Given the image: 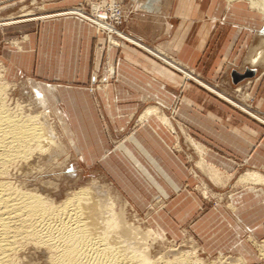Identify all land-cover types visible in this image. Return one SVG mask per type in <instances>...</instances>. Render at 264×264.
Masks as SVG:
<instances>
[{
    "label": "rangeland",
    "instance_id": "obj_1",
    "mask_svg": "<svg viewBox=\"0 0 264 264\" xmlns=\"http://www.w3.org/2000/svg\"><path fill=\"white\" fill-rule=\"evenodd\" d=\"M109 1L5 0L0 4V28L6 32L5 43L13 49L17 50L21 46L19 41H12V38L19 37L15 30L23 29V24H26L20 21L69 18L92 28L93 58L96 53L99 54L98 67L91 71L87 84L54 85L59 100L55 102V106L50 102L51 109L47 110L34 107L33 91L36 87L29 85L25 78L16 74L10 77L3 76L2 79L11 84L8 92L9 106L12 108L19 104L36 113L47 111L48 123L56 138L53 146L56 155L51 156L54 154L52 148L51 153H47L49 158L41 160L46 161L44 164L47 167L44 170L35 175L30 174V177L20 174L17 170L12 173L9 180L29 187L49 182V188L58 187V191L54 193L58 200L62 199L65 192L95 182L107 192L114 209H123L127 222L145 232L150 230L154 234L151 233L147 245L151 257L160 259L161 264H174V259L184 255L196 259L195 261L191 259L190 264H264V186L239 184L241 176L254 172H250L247 166L236 160L234 163L237 167L234 172L229 173L220 169L223 181L218 184L212 182L197 166L200 159L206 164L204 148L207 151L211 150L212 146L203 136L194 137L185 132L183 124L177 119L185 88L192 85L197 88L200 96L197 100L198 105L220 115L223 124H227L229 120L223 112H228L236 118L239 115L243 116L264 128V114L255 110L248 91L247 81L252 76L234 82L231 75L230 85L211 82L210 79L197 76L195 72L159 52L145 51L142 49L145 46L139 40L123 32L122 28L126 21L123 9L125 0H115L118 6L116 5L113 10L106 4ZM95 5L97 6L94 7ZM95 8L97 11L100 10V15L96 14ZM75 10H78L83 18L66 16ZM98 20L105 24L104 28H96L93 22ZM26 40V36L21 37V42ZM123 46H130L144 53L157 65L173 74L177 81L170 84L174 86L176 98L168 102L155 100L118 102V107L126 110L122 112H130L131 115L130 113L126 116L118 115L114 118L115 121H111L108 117L100 115L101 112H109L110 108L107 106L112 104L105 97L113 81V76L110 75L113 67L108 62V52L112 49L120 52ZM0 67L2 69L5 67L1 61ZM246 72L247 70L242 74L233 73L243 75ZM67 87L71 92L67 91ZM40 91L45 98L42 89ZM86 94L89 101L85 99ZM88 104L91 112H95L104 125L102 133L105 138L104 150L98 141L99 134L93 130L81 132V125L76 122L77 116L88 112ZM149 108H153V112L149 113L147 121H143L144 118L141 116ZM199 114L204 115V112ZM148 121L167 129L175 140L169 150L178 158V162L176 165L167 166L172 170L167 174L171 183L155 171L137 148L133 147L131 150L148 176L125 154L121 155L118 151V148L131 137H137L141 126H147ZM113 126H118L117 131ZM58 146L63 149H59ZM214 151L217 155L226 156L223 151L218 149ZM173 168L177 172H173ZM259 174L264 177V172ZM149 177L156 181L162 191ZM247 186H255L261 190V197L256 200L251 195L237 197L236 194ZM257 211L261 218L254 222L253 215L255 212L257 214Z\"/></svg>",
    "mask_w": 264,
    "mask_h": 264
},
{
    "label": "crops",
    "instance_id": "obj_2",
    "mask_svg": "<svg viewBox=\"0 0 264 264\" xmlns=\"http://www.w3.org/2000/svg\"><path fill=\"white\" fill-rule=\"evenodd\" d=\"M2 2L5 0H0V4ZM123 9L126 21L122 29L127 36L171 58L197 76L230 85L233 72H251L252 78L247 81L249 95L255 110L264 114V63L252 64V59L264 50V14L249 0H125ZM20 22L26 24L23 29L15 30L19 37L12 38L21 44L17 50L5 43L7 35L0 28V61L5 66L4 76L16 74L36 89H45L43 92L51 109L49 103L55 106L59 100L54 85H85L91 71L97 69L99 54L93 58L94 32L74 19ZM23 36L27 40L21 42ZM108 62L113 67L110 72L113 81L105 97L112 104L107 106L109 112H101V116L115 121L118 115H128L130 112H122L126 110L118 107V102H168L176 98L174 86L170 84L177 81L176 77L144 53L123 46L120 52L109 50ZM199 97L197 88L188 85L177 119L185 132L194 137L203 136L212 146L207 151L203 147L207 166L231 173L237 167L236 160L250 172H264V128L228 112H223L229 118L228 123L223 124L220 115L198 105ZM85 99L89 101L87 94ZM87 111L77 116L76 122L81 125V132L93 130L99 134L98 141L104 150V125L95 112H91L89 104ZM151 111L153 108L141 116L143 121H147ZM202 112L204 115L199 114ZM148 122L147 126H141L137 137H131L118 151L148 176L131 150L137 148L155 171L171 183L167 174L172 170L167 166L178 162L169 150L175 140L167 129ZM113 127L117 131L118 126ZM215 149L225 152L226 156L217 155ZM173 172L177 170L173 168ZM153 182L161 190L156 181ZM255 186H247L236 196L251 195L259 199L261 190ZM260 218L259 211L255 212L253 221Z\"/></svg>",
    "mask_w": 264,
    "mask_h": 264
},
{
    "label": "bare ground",
    "instance_id": "obj_3",
    "mask_svg": "<svg viewBox=\"0 0 264 264\" xmlns=\"http://www.w3.org/2000/svg\"><path fill=\"white\" fill-rule=\"evenodd\" d=\"M249 1L264 14V0ZM106 4L111 10L118 6L115 0ZM94 10L100 15V10ZM66 16L83 18L78 10ZM93 24L96 28L105 27L101 20ZM257 63H264V50L252 59V64ZM3 76L1 68L0 264H161L160 259L149 253L147 241L152 232L127 222L123 209H114L107 192L95 182L65 192L58 200L54 196L58 187L49 188V182L29 187L9 180L17 170L29 177L44 170L46 161L41 160L49 158L47 153L54 149L56 138L48 123L47 111L36 113L19 104L9 106L11 84L5 82ZM33 92L34 107L47 110L40 89ZM52 152L51 156L56 155L55 149ZM197 166L215 184L222 180L220 172L205 165L203 160L200 159ZM238 183L264 186V177L257 172L245 173ZM191 259L196 260L184 255L173 261L174 264H190Z\"/></svg>",
    "mask_w": 264,
    "mask_h": 264
},
{
    "label": "water",
    "instance_id": "obj_4",
    "mask_svg": "<svg viewBox=\"0 0 264 264\" xmlns=\"http://www.w3.org/2000/svg\"><path fill=\"white\" fill-rule=\"evenodd\" d=\"M251 76H252V73L249 72V71H247L243 75H239V74H236V73L232 74V78H233L234 82L242 81L243 79L250 78Z\"/></svg>",
    "mask_w": 264,
    "mask_h": 264
}]
</instances>
